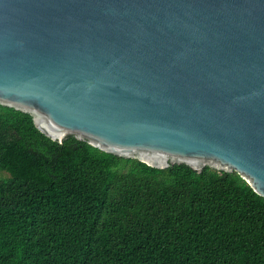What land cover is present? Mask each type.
Returning a JSON list of instances; mask_svg holds the SVG:
<instances>
[{
  "label": "water",
  "instance_id": "1",
  "mask_svg": "<svg viewBox=\"0 0 264 264\" xmlns=\"http://www.w3.org/2000/svg\"><path fill=\"white\" fill-rule=\"evenodd\" d=\"M0 105L264 198V0H0Z\"/></svg>",
  "mask_w": 264,
  "mask_h": 264
},
{
  "label": "trees",
  "instance_id": "2",
  "mask_svg": "<svg viewBox=\"0 0 264 264\" xmlns=\"http://www.w3.org/2000/svg\"><path fill=\"white\" fill-rule=\"evenodd\" d=\"M0 264H264V198L236 172L54 141L0 105Z\"/></svg>",
  "mask_w": 264,
  "mask_h": 264
}]
</instances>
